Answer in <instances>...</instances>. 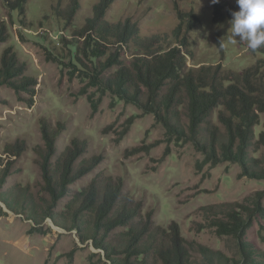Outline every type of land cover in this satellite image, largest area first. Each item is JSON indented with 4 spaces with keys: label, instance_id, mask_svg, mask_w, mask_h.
<instances>
[{
    "label": "rangeland",
    "instance_id": "obj_1",
    "mask_svg": "<svg viewBox=\"0 0 264 264\" xmlns=\"http://www.w3.org/2000/svg\"><path fill=\"white\" fill-rule=\"evenodd\" d=\"M16 1L0 0V20L8 29L0 43V76L9 49L37 85L17 92L0 79V264H163L157 252L169 246L173 223L181 230L183 264H243L244 259L264 264V146L259 142L264 115L252 149L227 154L229 135L217 114L221 108L208 124L190 131L182 90L173 111L178 129L172 132L134 70L173 49L137 46L156 36L171 38L179 24L177 10L198 17L182 49L187 70L219 65L240 73L254 66L263 55L252 53L238 37L230 39L231 20L214 21L216 4L228 2L239 11L236 0H114L104 25L128 22L134 32L133 43L117 51L118 63L108 61L117 45L104 42L105 55L95 58L89 49L93 38L85 41L83 35L101 0H27L22 11L13 9ZM120 68L136 81L128 88L130 94L138 92L136 101L102 87L103 79ZM173 85L164 82L158 103ZM44 122L59 159L75 141L86 147L78 167L102 158L64 193L44 177ZM16 145L24 151L10 158ZM137 147L143 151L126 156ZM55 160L50 165L58 169ZM108 181L121 183L125 197L142 203V218L153 214L155 233L139 246L145 255L126 252L143 219L105 233L96 229L95 213L82 211L90 185L103 188Z\"/></svg>",
    "mask_w": 264,
    "mask_h": 264
},
{
    "label": "trees",
    "instance_id": "obj_2",
    "mask_svg": "<svg viewBox=\"0 0 264 264\" xmlns=\"http://www.w3.org/2000/svg\"><path fill=\"white\" fill-rule=\"evenodd\" d=\"M26 1L17 0L13 9L22 11ZM113 1L101 0L99 7L94 11V20L86 26L83 35L85 41L93 38V44L89 49L95 58L105 55L104 50L107 46L104 42L110 41V43L113 42V45H117L116 52L111 54L108 61L118 63L117 51H122L123 47L133 43L134 32L128 22L112 27L104 25V15ZM234 12H238L235 5L228 2L218 3L214 9V21L221 23L225 19L232 20ZM177 15L179 24L171 38L156 36L149 39L147 46H137L139 49L147 48L149 51L150 49L160 50L169 45H171L169 48L173 49L163 56L153 57L151 61L136 64L135 79L148 90L151 104L159 106L156 110L172 132L178 129V124L173 120L175 116L173 111L179 105L178 95L182 90L185 91L188 98L187 111L190 131L208 124L209 118L215 110L221 108L217 114L229 135L227 154L236 149L239 155H243L252 149L255 127L260 124L261 115H264V46L256 50L249 48L252 53L263 55V58L257 61L254 66L240 73L226 72L219 65L215 68L187 70L182 49L188 46L187 34L195 29L198 17L193 12L187 13L181 10H177ZM95 34L98 35L97 40H94ZM7 37V26L0 20V43L5 42ZM243 45L247 46V44ZM92 46L93 48H91ZM2 68L0 79L17 92L32 91L30 89H34L37 85V80L24 75L21 65L18 64V60L9 49L2 56ZM93 79H96V76ZM166 80H171L174 85L158 103L156 96ZM136 81L133 80L128 70L120 68L114 75L103 79L102 87L116 92L122 98L129 95L128 97H133L136 101L139 97L138 92L134 91L132 94L128 92V88ZM41 125L48 149L47 157L43 162L44 177L50 187L59 184L62 187L61 192L64 193V189L69 184L97 168L101 164L102 158H93L90 162L83 163L78 167V159L86 153V147L84 143L75 141L72 148L66 151L65 156L59 159L55 146L56 140L50 127L45 122ZM128 130L129 126L120 135V140ZM210 139L215 144L216 134L213 133ZM259 142L264 146V133H261ZM22 151H24L22 146L16 145L12 147L9 157H18ZM142 151V148L137 147L132 151H126V156ZM54 158H56L54 162L58 169L51 168L50 164ZM81 207L82 211L95 213L96 229L103 230L105 233H111L116 227L126 226L135 219H143L140 221V227L133 232L126 252L132 257L145 255V251H141L139 246L155 233L153 214L148 213L145 218H142V203H134L131 198L125 197L121 183L108 181L102 188L93 182L82 200ZM118 208L119 210L116 212ZM170 231L169 246L160 247L157 254L163 264H183V239L179 225L173 223L170 226ZM242 263L249 264L248 259H244Z\"/></svg>",
    "mask_w": 264,
    "mask_h": 264
},
{
    "label": "clouds",
    "instance_id": "obj_3",
    "mask_svg": "<svg viewBox=\"0 0 264 264\" xmlns=\"http://www.w3.org/2000/svg\"><path fill=\"white\" fill-rule=\"evenodd\" d=\"M213 4L219 0H211ZM239 11L233 13L230 21L231 37L247 42L256 50L264 46V0H236Z\"/></svg>",
    "mask_w": 264,
    "mask_h": 264
}]
</instances>
